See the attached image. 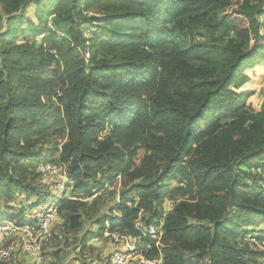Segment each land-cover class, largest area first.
<instances>
[{"label":"trees","instance_id":"1","mask_svg":"<svg viewBox=\"0 0 264 264\" xmlns=\"http://www.w3.org/2000/svg\"><path fill=\"white\" fill-rule=\"evenodd\" d=\"M0 3V214L28 222L4 208L15 190L39 206L37 168L54 164L75 197L61 201L49 242L97 239L79 235L85 221L97 236L106 224L138 236L140 219L163 231L159 249L146 240L147 260L264 264V100L258 111L248 103L264 71V0ZM92 10L108 22L86 38ZM196 32L209 40L195 42ZM119 178L105 215L97 193Z\"/></svg>","mask_w":264,"mask_h":264},{"label":"built area","instance_id":"2","mask_svg":"<svg viewBox=\"0 0 264 264\" xmlns=\"http://www.w3.org/2000/svg\"><path fill=\"white\" fill-rule=\"evenodd\" d=\"M38 171L39 178L46 187L42 198L44 202L23 225L9 220L0 221V261H10L17 257L25 260L26 264L43 263L42 247L51 238V226L57 218L61 201L68 198L66 194L70 180L65 170L54 164H40ZM135 228L140 235L110 233L106 224L104 236L111 240L113 246L109 264H161L160 257L150 261L143 255V252L150 248L147 239L153 240L155 247L160 248V240L163 236L161 228L154 225L144 227L140 219L135 221ZM249 239L255 243L254 239Z\"/></svg>","mask_w":264,"mask_h":264},{"label":"rangeland","instance_id":"3","mask_svg":"<svg viewBox=\"0 0 264 264\" xmlns=\"http://www.w3.org/2000/svg\"><path fill=\"white\" fill-rule=\"evenodd\" d=\"M33 9H34L33 6H31L28 11L32 17H33ZM2 14L3 13L1 10V3H0V15ZM85 14L89 16L91 15L94 16L95 20L94 22H89V23L84 22V25L81 27V30L83 31L84 34L83 36L86 38L101 36L105 28V23H107L108 20L105 19L100 14H98V12L95 10H92L91 12ZM195 29L196 30L198 29L197 25L195 26ZM5 31H6L5 29H2L0 27L1 34H4ZM58 36H59L58 41L63 42L65 39H67V37L63 33H58ZM194 36H195L194 38L195 42L203 43L204 41L209 40V38L202 36L199 32H196ZM41 40H43V38H38L36 41L39 42ZM21 41H22L21 37L17 38V42L20 43ZM29 41L32 42V40ZM248 86L250 90L253 91L252 96L248 100V103L251 104L252 108L255 111H258L261 108L264 100V71L261 72L259 76L254 77L250 85ZM52 137L57 138V135H54ZM58 143H60V140L57 141V144ZM45 148L51 149L50 146H47ZM37 173H39L38 168H37ZM117 180H119V183L116 186L109 185L108 188L105 187L104 193L101 192L97 193V195L102 194V197L100 199L102 200L101 206H103L102 209H104L103 211L105 215L109 214L108 211L112 212V208H114L118 203L119 200L118 195L121 190V187H120V178ZM69 185L70 182L67 185L68 189L66 195L68 196V198L75 197L73 192L69 188ZM95 196L93 198H95ZM28 200L29 199H26L25 196H23L19 192V190H15L13 194V200L9 204V207L8 208L3 207L4 212L12 215L15 214L17 218L23 216L26 218V220L28 218L30 219L33 216V213L36 210V206H38V204L30 201L28 202ZM42 202H44V200L40 202V205L42 204ZM31 204H33L34 206H31ZM172 206H173L172 201H166L164 204V212L167 213L172 208ZM9 209H11V211H9ZM235 210H236L235 207L231 209L230 213L226 216L224 222L229 221ZM113 215L117 216L118 213L114 212ZM2 220H7V218L2 214H0V221ZM60 224H61V220L57 215V218L54 220L51 226L52 231L54 232V230H56V232H58L57 228L60 226ZM98 229L99 227L96 226L94 222L85 221L83 225V230L80 232L79 235H83L86 231H91L94 233L97 239L90 240L88 243L84 245L77 243L69 245L71 238H68V241H62L58 245L53 243V241L48 242L47 245H44L42 247V256L44 259L42 264H49L52 261L51 252H56V251L60 252L58 258V264H108V259L110 254L112 253L113 246L111 240L108 237L104 236V231L102 233V236L101 235L97 236L101 233L100 229L99 230ZM247 239L250 241L249 238ZM250 242L253 243L252 241ZM256 243L258 242L255 241V244ZM261 246L264 245L261 244L260 247ZM184 256L187 263H192V264L197 263L195 254L186 253L184 254ZM26 263L27 262H23L22 259H18L17 257L13 258L11 261L8 262H0V264H26Z\"/></svg>","mask_w":264,"mask_h":264}]
</instances>
